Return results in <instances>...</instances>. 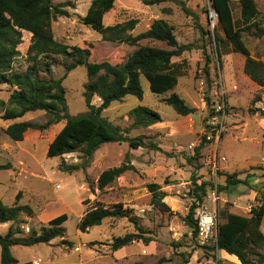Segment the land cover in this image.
<instances>
[{
  "label": "rangeland",
  "instance_id": "374dc122",
  "mask_svg": "<svg viewBox=\"0 0 264 264\" xmlns=\"http://www.w3.org/2000/svg\"><path fill=\"white\" fill-rule=\"evenodd\" d=\"M92 0H52L53 5L66 3L68 16L51 22V30L57 42L89 50L88 62L98 65L106 61L123 64L137 48L123 43L107 42L102 36L82 22ZM144 0H115L112 10L103 17V24L111 26L134 19L137 24L133 36L146 31L157 19L166 21L173 29L179 45L190 49L173 61L180 63L184 74L178 77L173 90L155 95L150 91L148 80L141 76L143 90L141 100L127 96L113 102L102 115L113 125L124 130L132 120L129 112L141 105L160 115L161 121L146 128L132 129L128 137L142 136L145 141L155 143L161 150L130 148L126 143H107L94 154L85 171L67 174L59 170L62 159L67 164L80 161L79 153L63 157H47V148L64 125V121L51 125L45 131L28 130L20 142L10 140L4 129L13 122L31 121L44 123L48 118L42 111L27 113L14 121L0 119V165L9 164V170H0V201L13 206L15 196L22 193L19 205H29L34 215L20 216L23 235L30 229L38 230L51 219L65 213L64 238H56L49 244L14 246L13 256L20 262L33 264H207L211 254L198 246L191 228L184 218L195 201V186L208 183L206 196L217 185L218 200L215 202L217 220L220 214L233 212L248 215L250 208L264 203V184L261 158L264 154V119L250 114V107L264 109V89L260 90L249 78L241 74L244 56L233 53L222 31L217 27V16L209 0H177L157 5H145ZM258 16L249 29L243 32V40L251 54L264 61V35L256 37L259 29L264 30V0H255ZM233 19L237 28L246 25L240 19L237 0H231ZM213 12V17L211 16ZM220 41L216 42V34ZM30 34L23 32L19 45L20 55L13 68L23 72L29 65L26 60ZM141 46L170 49L165 43L143 40ZM218 44V49L216 45ZM69 62L71 60H68ZM99 73V72H98ZM89 69L79 66L66 73L64 59L55 57L52 77L63 78L68 114L80 115L87 108L83 98L85 85L90 81ZM203 81V86L201 82ZM227 91V112L219 127L220 137L216 141L209 122L212 106L219 84ZM237 89L233 90L232 87ZM12 88L0 85V98L7 101ZM172 93L195 112L180 116L165 104L164 99ZM256 93L261 101L252 106ZM100 100L94 98L92 104ZM213 133V138L207 135ZM199 155L196 148L200 147ZM217 150L226 158L214 173L207 163ZM129 164L133 167L115 179L103 190L97 189L99 175L108 169ZM246 179L239 184L219 191L225 185L228 174ZM158 185L164 193L162 200L168 207L161 211L151 205L152 193L148 185ZM205 196V198H206ZM204 198V200H205ZM102 205H121L127 210V218H108L101 225L82 233L78 223L84 213ZM12 223L0 225V235H5ZM264 234V219L261 224ZM134 233L141 237L130 245L113 252L110 245L114 238ZM148 239V242H145ZM66 242L71 243L70 245ZM96 243L90 246V243ZM264 254V249L261 251ZM223 264H240L236 257L220 253Z\"/></svg>",
  "mask_w": 264,
  "mask_h": 264
},
{
  "label": "trees",
  "instance_id": "16d2710c",
  "mask_svg": "<svg viewBox=\"0 0 264 264\" xmlns=\"http://www.w3.org/2000/svg\"><path fill=\"white\" fill-rule=\"evenodd\" d=\"M115 0H92L82 18L84 25L89 26L102 36L107 42L123 43L137 48L128 56L123 64H111L103 61L98 65L88 62L90 52L86 48L68 46L54 39L51 22L57 18L68 16L66 3L53 5L52 0H0V85L12 88L7 101L0 98V119L14 121L27 113L42 111L48 118L44 123L31 121L13 122L4 129V134L14 142L23 140L28 130L45 131L51 125L64 121L63 127L56 134L47 148V157H63L64 155L79 153L80 161L67 164L63 159L59 170L72 175L85 171L95 152L107 143H126L130 148H148L156 151L161 149L152 142H146L142 136L128 137L132 129L146 128L161 121L160 115L148 107L138 105L130 110L132 120L129 128L124 130L113 126L103 115L111 103L121 101L127 96H134L139 100L143 97L140 77H145L150 84L152 94L161 95L174 89L178 77L184 74L182 65L173 60L190 49L189 46L179 45L172 27L164 20L157 19L150 27L135 36L131 34L137 21L134 19L111 26L103 24L104 15L113 9ZM178 2L177 0H144L145 5H157L163 2ZM212 10L217 15V27L222 31L233 53L244 56L243 73L260 90L264 89V61L254 57L243 40V32L251 27L258 16L255 0H237L240 8V19L246 23L237 28L233 19L231 0H209ZM23 32L30 34V44L26 52L28 66L25 71L14 70L13 65L20 55L19 45L23 42ZM216 34V42L220 37ZM264 30L256 31V37H262ZM143 40H153L165 43L170 49L141 46ZM218 49V44L216 45ZM64 59L65 72L68 73L79 66L89 69L90 81L85 85L83 98L86 112L71 116L67 111L65 89L62 86L64 77H52V66L55 57ZM68 60H71L70 62ZM99 72V73H98ZM98 98V105L92 104ZM262 99L256 93L251 101L252 106ZM166 105L180 116H188L195 112L177 93H172L164 99ZM248 112L264 117V109L250 107ZM200 147L196 148L199 155ZM10 165H0V170H9ZM129 164L103 171L97 179V189L103 190L115 179L132 170ZM239 184H247L246 179H239L236 174L225 177V185L219 191ZM195 186V201L184 218L186 225L191 228L192 236L196 239V223L193 219L197 203L204 202L208 183L201 182ZM158 185H148L152 193L151 205L161 211H167V205L162 201L164 193L159 191ZM22 193L15 196L13 206H7L0 201V225L12 223L5 235H0V264H33L20 263L12 254L14 246H34L49 244L56 238H64L66 230L63 224L67 221V214L63 213L42 225L38 230L30 229L23 235L20 228L22 214L27 217L34 215L29 205H19ZM222 222L217 224V249L228 255L235 256L240 264H264V234L261 224L264 219V203L250 208L248 215L243 216L233 212L220 214ZM127 210L121 205L104 207L99 205L84 213L78 223V230L82 233L99 226L108 218H127ZM141 237L134 233L125 234L113 239L110 249L116 252L130 245ZM148 242V239H145ZM67 244H71L66 242ZM92 242L89 245L94 246ZM211 254L215 247L203 248Z\"/></svg>",
  "mask_w": 264,
  "mask_h": 264
},
{
  "label": "built area",
  "instance_id": "2783aa9c",
  "mask_svg": "<svg viewBox=\"0 0 264 264\" xmlns=\"http://www.w3.org/2000/svg\"><path fill=\"white\" fill-rule=\"evenodd\" d=\"M211 16L213 17V12H211ZM203 81L201 85L203 86ZM227 91L224 89L223 85L220 83L218 92L216 93V99L214 100V104L212 106V114L210 115L209 122L212 126V130L214 131V136L216 137V141H218L220 137L219 127H222V122L226 117L227 112V99H226ZM213 138V133L211 135H207V139ZM226 162V158L215 150L214 153L209 157L207 163L210 165L211 170L216 173L220 168V163ZM261 166L263 171V176L261 178L262 183L264 184V154L261 158ZM218 192L217 185L214 186V189L211 193H209L204 202L197 203L194 213L193 219L196 223V242L199 247L205 248L207 246L215 247V250L211 253L207 264H223V260L219 255V251L216 247L217 245V215L216 210L214 208L215 202L218 200Z\"/></svg>",
  "mask_w": 264,
  "mask_h": 264
},
{
  "label": "crops",
  "instance_id": "0c3cea01",
  "mask_svg": "<svg viewBox=\"0 0 264 264\" xmlns=\"http://www.w3.org/2000/svg\"><path fill=\"white\" fill-rule=\"evenodd\" d=\"M245 59V58H244ZM243 65H244V62H243V64H242V70H241V74L245 77V78H248L247 76H245L244 75V73H243ZM258 87V86H257ZM232 89L233 90H236L237 89V87L234 85L233 87H232ZM260 108V107H259ZM261 109H263V108H261ZM263 119H264V117H263ZM221 252H224V251H219V255H220V253ZM225 253V252H224ZM227 254V253H226ZM228 255V254H227ZM235 257V256H234Z\"/></svg>",
  "mask_w": 264,
  "mask_h": 264
},
{
  "label": "water",
  "instance_id": "95a60500",
  "mask_svg": "<svg viewBox=\"0 0 264 264\" xmlns=\"http://www.w3.org/2000/svg\"><path fill=\"white\" fill-rule=\"evenodd\" d=\"M217 16V15H216Z\"/></svg>",
  "mask_w": 264,
  "mask_h": 264
}]
</instances>
